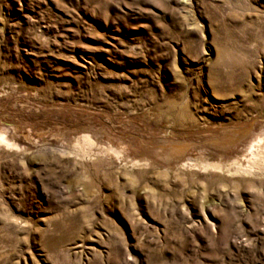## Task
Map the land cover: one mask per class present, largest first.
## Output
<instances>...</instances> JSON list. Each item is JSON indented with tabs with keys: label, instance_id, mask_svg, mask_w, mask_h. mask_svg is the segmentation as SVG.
<instances>
[{
	"label": "rangeland",
	"instance_id": "374dc122",
	"mask_svg": "<svg viewBox=\"0 0 264 264\" xmlns=\"http://www.w3.org/2000/svg\"><path fill=\"white\" fill-rule=\"evenodd\" d=\"M0 134V264H264V0H0Z\"/></svg>",
	"mask_w": 264,
	"mask_h": 264
},
{
	"label": "bare ground",
	"instance_id": "6f19581e",
	"mask_svg": "<svg viewBox=\"0 0 264 264\" xmlns=\"http://www.w3.org/2000/svg\"><path fill=\"white\" fill-rule=\"evenodd\" d=\"M0 142H5L6 144H7V142H8V140H7V138L5 137V135H3V134H0ZM10 143V142H9ZM8 146V145H7ZM259 163H257V164H255V163H252L251 165H249V167L250 168H257V165H258ZM214 167H216V168H218L219 166H214ZM213 168V167H212ZM220 168V167H219Z\"/></svg>",
	"mask_w": 264,
	"mask_h": 264
}]
</instances>
